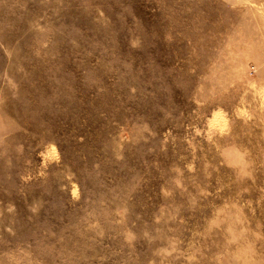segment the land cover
Instances as JSON below:
<instances>
[{"label":"rangeland","instance_id":"obj_1","mask_svg":"<svg viewBox=\"0 0 264 264\" xmlns=\"http://www.w3.org/2000/svg\"><path fill=\"white\" fill-rule=\"evenodd\" d=\"M0 264H264V0H0Z\"/></svg>","mask_w":264,"mask_h":264}]
</instances>
